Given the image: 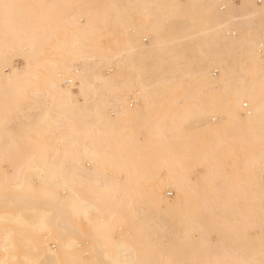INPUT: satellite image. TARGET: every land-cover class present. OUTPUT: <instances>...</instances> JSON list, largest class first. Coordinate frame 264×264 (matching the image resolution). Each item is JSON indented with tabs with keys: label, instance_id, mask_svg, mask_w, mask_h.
Returning <instances> with one entry per match:
<instances>
[{
	"label": "bare ground",
	"instance_id": "1",
	"mask_svg": "<svg viewBox=\"0 0 264 264\" xmlns=\"http://www.w3.org/2000/svg\"><path fill=\"white\" fill-rule=\"evenodd\" d=\"M0 264H264V0H0Z\"/></svg>",
	"mask_w": 264,
	"mask_h": 264
},
{
	"label": "rangeland",
	"instance_id": "2",
	"mask_svg": "<svg viewBox=\"0 0 264 264\" xmlns=\"http://www.w3.org/2000/svg\"><path fill=\"white\" fill-rule=\"evenodd\" d=\"M236 1H237V0H236ZM239 1H240V0H238V2H239ZM146 41H148V40H146ZM16 62H17V63H23V60H22L21 58H19V59L17 58V59H16ZM215 72H217V71L215 70ZM167 191H168V192H167L166 194H167L168 196H171V197L174 196V192H175V191H174L173 189L171 190V189L168 188ZM169 193H170V194H169Z\"/></svg>",
	"mask_w": 264,
	"mask_h": 264
}]
</instances>
